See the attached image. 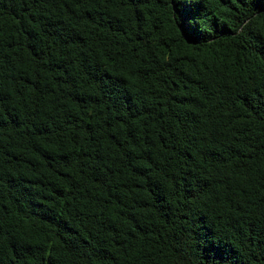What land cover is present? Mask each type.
Instances as JSON below:
<instances>
[{"label":"trees","instance_id":"trees-1","mask_svg":"<svg viewBox=\"0 0 264 264\" xmlns=\"http://www.w3.org/2000/svg\"><path fill=\"white\" fill-rule=\"evenodd\" d=\"M0 264H264V0H0Z\"/></svg>","mask_w":264,"mask_h":264}]
</instances>
